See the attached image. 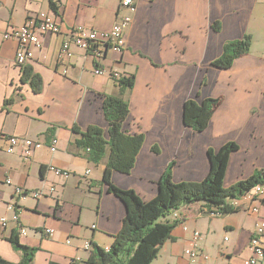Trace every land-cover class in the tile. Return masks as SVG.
Wrapping results in <instances>:
<instances>
[{"label":"crops","instance_id":"obj_1","mask_svg":"<svg viewBox=\"0 0 264 264\" xmlns=\"http://www.w3.org/2000/svg\"><path fill=\"white\" fill-rule=\"evenodd\" d=\"M134 7L124 33L125 49L108 50L100 60L107 71L133 76L132 86L122 92L114 79L94 75L91 57L74 45L65 74L57 61L74 26L109 31L120 0H0L1 259L21 261V253L10 242L13 233L23 246L34 249L33 264L85 261L94 243L109 249L126 206L102 183L107 158L91 162L87 150L74 145L79 136L70 131L98 127L106 139L108 123L102 108L106 96H119L129 106L123 133L137 136L142 131L143 138L129 174L112 173L118 189L134 191L148 202L169 165L173 183L201 182L209 172L208 149L230 142L239 148L229 156L225 189L264 170V0H134ZM39 13L53 16L61 32L41 34V47L25 64L42 80L40 92L34 93L20 83L18 43L1 35ZM247 36L248 52L229 69L212 66L226 43ZM207 98L221 102L207 128L196 133L183 124V105L189 99ZM9 136L40 141L42 147L29 158L20 152L10 154L5 150ZM53 139L57 144L51 152ZM48 165L71 175L55 177L46 170ZM79 166L87 169L82 176ZM16 186L26 195L15 194ZM38 189L47 195L40 199L28 195ZM259 198L261 202L235 201L230 204L235 208L232 213L219 216L207 214L202 202L179 208L178 218L174 213L163 220L175 225L151 264H242L251 255L254 226L264 221V196ZM251 206L257 213L250 211ZM14 215L16 223L11 221ZM2 218H8L5 225ZM20 227L26 235L19 233ZM46 228L53 236H46ZM193 232L199 239L193 240ZM194 248L207 259L186 253Z\"/></svg>","mask_w":264,"mask_h":264},{"label":"trees","instance_id":"obj_2","mask_svg":"<svg viewBox=\"0 0 264 264\" xmlns=\"http://www.w3.org/2000/svg\"><path fill=\"white\" fill-rule=\"evenodd\" d=\"M50 8L57 10L52 3ZM250 42L251 39L247 36L242 40L226 43L222 56L216 59L212 66L229 69L236 58L248 52ZM41 82L40 76L33 73L28 65L21 67V84H27L34 93H39ZM116 82L124 92L132 86L133 76L124 77ZM219 102H221L219 98H207L201 102L195 99L185 101L182 116L184 126L196 133L203 132ZM102 108L108 123L106 139L103 137L102 129L98 127H89L83 132L74 127L70 131L79 136L74 145L87 150L91 162L98 163L107 158L102 183L107 186L109 193L126 206V215L119 233L113 237L108 250L94 243L85 261H72L70 264H151L166 240L171 238V230L175 223L163 221L167 214L171 212L174 214L179 208L197 202L203 203L207 214L211 215L215 210H219L223 215L229 214L235 208L229 205L227 200L238 198L264 182V170H261L248 179L224 188L223 179L229 156L239 148L237 144L230 142L217 150L208 149L209 172L201 182L173 183L169 165L158 181V192L155 197L148 202L142 201L134 191L116 188L111 176L114 171L129 174L143 138L123 133L122 124L129 115V106L121 97L106 96ZM50 133L51 130H47V134ZM175 214L174 218H178L177 213ZM10 242L14 249L21 253V261L17 264H33L34 249L23 246L15 233L10 236ZM0 264L13 263L0 258Z\"/></svg>","mask_w":264,"mask_h":264},{"label":"built area","instance_id":"obj_3","mask_svg":"<svg viewBox=\"0 0 264 264\" xmlns=\"http://www.w3.org/2000/svg\"><path fill=\"white\" fill-rule=\"evenodd\" d=\"M134 0H120V8L117 15L116 22L112 25L109 31H98L90 30L82 26H74L70 31V37L68 40L64 41L61 45L60 51L58 52L57 61L58 64L63 68V74L66 73V67L68 66V61L73 56V51L71 50V45L82 49L86 52L93 61V68L91 71L94 75H107L108 77L114 79L115 81L124 78L120 76L118 72L107 71L102 65H100V60L104 57L108 50L113 52L122 53L125 49L124 33L131 23V12L134 10ZM120 11H125L126 13H121ZM59 24L53 16L48 14L39 13L35 17L28 18L26 22L21 27H10L6 32L1 35L2 39L8 40L13 39L18 43V48L16 51L15 61L19 66H23L27 61L33 59V51L41 47L39 36L41 34H58L60 33ZM7 146L5 148L7 153L15 154L20 152L25 158H29L34 150L42 147L40 141H33L26 139V137H7ZM55 144L56 140L53 139L49 146V150L54 152L56 150ZM46 170L52 172L55 177H60L63 179L68 178L71 173L67 170L56 168L54 165L46 166ZM89 173V171L87 172ZM7 184L11 185V181L7 179L5 181ZM53 187H50L48 191L52 192ZM14 193L17 195H26L23 188L16 186L13 189ZM260 193H264V182L256 185V188H252L247 191L244 195L235 199L227 200L228 204H232L235 201L245 202L248 196L256 197V202L259 201ZM28 195L32 196L34 199H40L47 195L42 190H35ZM11 209V206L8 207ZM257 207L251 206L250 211L254 214L257 213ZM173 213V212H172ZM171 213V215H172ZM222 213L219 210H215L214 216H219ZM8 218H2L1 223L5 225ZM18 219L17 215H14L11 219L12 222L16 223ZM183 230L186 227L182 225ZM46 236H53L54 232L52 229L46 228L44 230ZM19 233L21 235H26V230L23 227L19 228ZM193 240L199 239V234L193 232ZM264 221H259L254 226L253 234L249 241V248L251 255L248 256L242 264H260L262 258L264 257ZM89 248V245H85ZM187 254L191 257L201 256L207 259L204 252L194 248L193 250H187ZM80 261V260H78Z\"/></svg>","mask_w":264,"mask_h":264},{"label":"rangeland","instance_id":"obj_4","mask_svg":"<svg viewBox=\"0 0 264 264\" xmlns=\"http://www.w3.org/2000/svg\"><path fill=\"white\" fill-rule=\"evenodd\" d=\"M171 130H173V129H171ZM145 131H147L146 128H144L143 133H144ZM199 133H200V132H199ZM141 134H142V131H140L139 136H142ZM77 169H78V170H77L78 173H81L80 175L82 176L86 168H84V166H79ZM86 170H87V169H86ZM170 170H171V169H170ZM81 171H82V172H81ZM140 199H142L143 201L149 200V199H144V198H142V197H141ZM259 199H262V198H259ZM171 213H172V212H171ZM171 213L167 214V215H166V218H167Z\"/></svg>","mask_w":264,"mask_h":264},{"label":"bare ground","instance_id":"obj_5","mask_svg":"<svg viewBox=\"0 0 264 264\" xmlns=\"http://www.w3.org/2000/svg\"><path fill=\"white\" fill-rule=\"evenodd\" d=\"M253 188H256V186L255 187H253ZM262 196H264V193H260V195H259V197H262ZM255 200L256 199V197H254V196H248V199H246V200ZM215 213V212H214ZM214 213H212V214H214Z\"/></svg>","mask_w":264,"mask_h":264}]
</instances>
